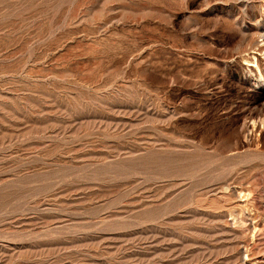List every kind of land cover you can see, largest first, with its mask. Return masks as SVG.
I'll return each instance as SVG.
<instances>
[{"label": "rangeland", "instance_id": "obj_1", "mask_svg": "<svg viewBox=\"0 0 264 264\" xmlns=\"http://www.w3.org/2000/svg\"><path fill=\"white\" fill-rule=\"evenodd\" d=\"M0 264H264V0H0Z\"/></svg>", "mask_w": 264, "mask_h": 264}]
</instances>
